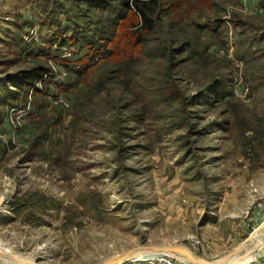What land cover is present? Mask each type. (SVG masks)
<instances>
[{"label": "rangeland", "instance_id": "1", "mask_svg": "<svg viewBox=\"0 0 264 264\" xmlns=\"http://www.w3.org/2000/svg\"><path fill=\"white\" fill-rule=\"evenodd\" d=\"M146 1L0 0V252L216 261L263 224L264 0Z\"/></svg>", "mask_w": 264, "mask_h": 264}, {"label": "bare ground", "instance_id": "2", "mask_svg": "<svg viewBox=\"0 0 264 264\" xmlns=\"http://www.w3.org/2000/svg\"><path fill=\"white\" fill-rule=\"evenodd\" d=\"M264 232V222L263 224H261L255 231L254 233L247 239V241L243 244L242 247H240V249L235 250L234 252H232L229 255H226L225 258H221L219 260L216 261H209L206 260L204 258H201L199 256H197L194 252L190 251L187 248L184 247H168L165 248L164 250H166L167 252H164L162 250H160L161 248H163V246H156V247H141L139 249H136L124 256H126V260L130 259H140L142 258L144 255L146 254H151L153 252H155V250H159V252H163L165 254H169L172 255L174 257H188L191 261V263L193 264H245V262L251 257H255V252L253 254L250 255L249 248L250 246L253 244V242L259 239V237L261 236V234ZM256 240V241H257ZM170 252V253H168ZM172 253V254H171ZM240 253L239 256H237L236 258L229 260V261H224L227 259H230L231 257H233L235 254ZM244 256L245 259H243L242 261L239 260L240 257ZM0 259H4L5 261L8 262H13L15 264H29V259L26 255L24 254H15L12 253L10 251H4V252H0ZM37 263V262H36ZM32 264V263H31ZM118 264H122V262H119Z\"/></svg>", "mask_w": 264, "mask_h": 264}, {"label": "trees", "instance_id": "3", "mask_svg": "<svg viewBox=\"0 0 264 264\" xmlns=\"http://www.w3.org/2000/svg\"><path fill=\"white\" fill-rule=\"evenodd\" d=\"M147 2L148 1H146V0H133V2H131V4L128 6V8L131 9L136 16H139V19L137 21V24L138 25L139 24L145 25V23L148 20V10H149V8H148V6H146ZM137 24H136V26H137ZM139 30L140 29H138V28L134 29L131 32V37H136L137 36V40H138L139 39V35H138ZM62 44H66V43L63 41ZM108 54L110 56L111 52L108 53ZM85 68H88V66L85 67ZM47 71L48 70H46L45 68H43V69H41V68H38L37 69L36 68V69H33L32 71L26 72L25 73V74H27L26 75V79H24L22 81H20L19 79H12V80H10L12 82V84H11L12 86L10 88H7L6 87V89H7L6 90V93L15 96V94H17V88L22 87L24 85H27L29 83H32L34 80H37V79L43 77V75ZM76 73L79 74V72H76ZM5 98H6V95L0 93V102L4 103V99Z\"/></svg>", "mask_w": 264, "mask_h": 264}, {"label": "water", "instance_id": "4", "mask_svg": "<svg viewBox=\"0 0 264 264\" xmlns=\"http://www.w3.org/2000/svg\"><path fill=\"white\" fill-rule=\"evenodd\" d=\"M126 256H119V255H115V256H111L108 259H106L103 263L101 264H118L119 262H122V264H125L126 262L133 260V259H128L126 260ZM243 259H245L244 256L240 257L239 260L242 261Z\"/></svg>", "mask_w": 264, "mask_h": 264}, {"label": "built area", "instance_id": "5", "mask_svg": "<svg viewBox=\"0 0 264 264\" xmlns=\"http://www.w3.org/2000/svg\"><path fill=\"white\" fill-rule=\"evenodd\" d=\"M58 101H61L65 107H68V102L65 99L59 98ZM55 102V101H54Z\"/></svg>", "mask_w": 264, "mask_h": 264}]
</instances>
